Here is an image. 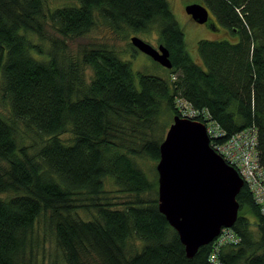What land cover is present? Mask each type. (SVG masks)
<instances>
[{
    "label": "trees",
    "instance_id": "obj_1",
    "mask_svg": "<svg viewBox=\"0 0 264 264\" xmlns=\"http://www.w3.org/2000/svg\"><path fill=\"white\" fill-rule=\"evenodd\" d=\"M66 1L0 0V264H214L213 252L218 264H264L248 185L229 228L239 243L215 251V238L188 259L158 211L153 167L174 116L217 128L212 144L255 133L264 167V0H199L232 38L200 41V64L167 0ZM97 27L156 33L171 69L135 76L105 43L72 53Z\"/></svg>",
    "mask_w": 264,
    "mask_h": 264
},
{
    "label": "water",
    "instance_id": "obj_2",
    "mask_svg": "<svg viewBox=\"0 0 264 264\" xmlns=\"http://www.w3.org/2000/svg\"><path fill=\"white\" fill-rule=\"evenodd\" d=\"M184 12L199 25L209 20L208 9L201 4L187 5ZM129 42L153 62L171 69L163 45L154 48L137 36ZM155 170L158 211L177 233L188 259L212 243L221 229L234 226L239 212L236 197L244 182L210 147L203 123L174 116L159 146Z\"/></svg>",
    "mask_w": 264,
    "mask_h": 264
},
{
    "label": "rangeland",
    "instance_id": "obj_3",
    "mask_svg": "<svg viewBox=\"0 0 264 264\" xmlns=\"http://www.w3.org/2000/svg\"><path fill=\"white\" fill-rule=\"evenodd\" d=\"M50 6H57L65 4L68 1L66 0H47ZM169 7L181 28L184 35L185 49L191 59L200 64V58L197 52V45L200 41H222V40H231L226 33L223 31V27L218 23L215 16L209 11V20L206 24L199 25L195 23L189 16L184 12V9L187 5L190 4H200L199 0H167ZM132 36H137L143 41L149 43L154 48H157V35H132L130 34L127 38H124L122 35L118 36L110 31L105 30L103 27H97L92 30L88 35L81 39L74 40L70 43V49L72 53H75L77 49L81 46H88L90 44L96 43H105L109 46H112L118 57L124 61L130 63L131 70L137 75V73L143 75H156L161 76L164 74V71L158 67L149 57L143 53L132 50L128 46V42ZM182 114L186 117H189V112L182 106ZM0 114L9 116V108L4 102L1 101V92H0ZM62 140L69 142L71 136L69 134L63 135L60 137ZM69 144V143H66ZM153 165V167H156ZM150 176L153 174L149 173ZM113 182L111 179H106L105 188L107 190L113 189ZM260 193V192H259ZM262 193H260L261 195ZM125 200V199H122ZM87 219V217H84ZM48 247V240L46 241ZM49 250H47V253Z\"/></svg>",
    "mask_w": 264,
    "mask_h": 264
},
{
    "label": "built area",
    "instance_id": "obj_4",
    "mask_svg": "<svg viewBox=\"0 0 264 264\" xmlns=\"http://www.w3.org/2000/svg\"><path fill=\"white\" fill-rule=\"evenodd\" d=\"M188 112L189 117H196L198 114L190 110L186 105H182ZM206 131L210 138V147L222 157V159L231 167H233L244 184L248 185L257 205L264 214V167L259 165L257 159L256 135L255 133L246 131L241 132L223 144H212V139L221 137V133L217 128L207 125ZM262 193L260 195V193ZM239 243L238 238L229 228L221 229L219 235L214 241L215 251L225 245L236 246ZM216 252H213L215 255ZM211 257L214 264H218L215 256Z\"/></svg>",
    "mask_w": 264,
    "mask_h": 264
},
{
    "label": "flooded vegetation",
    "instance_id": "obj_5",
    "mask_svg": "<svg viewBox=\"0 0 264 264\" xmlns=\"http://www.w3.org/2000/svg\"><path fill=\"white\" fill-rule=\"evenodd\" d=\"M223 29H224L223 31L226 33V35H227L230 39H232L231 36H230V33H229L225 28H223ZM157 45H158V44H157ZM158 46H159V45H158ZM158 46H157V47H158Z\"/></svg>",
    "mask_w": 264,
    "mask_h": 264
}]
</instances>
